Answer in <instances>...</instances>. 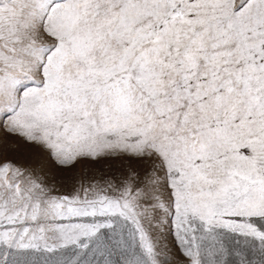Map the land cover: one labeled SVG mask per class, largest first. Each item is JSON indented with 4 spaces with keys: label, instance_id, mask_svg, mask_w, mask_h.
Returning a JSON list of instances; mask_svg holds the SVG:
<instances>
[{
    "label": "snow or ice",
    "instance_id": "1",
    "mask_svg": "<svg viewBox=\"0 0 264 264\" xmlns=\"http://www.w3.org/2000/svg\"><path fill=\"white\" fill-rule=\"evenodd\" d=\"M0 264H264V0H0Z\"/></svg>",
    "mask_w": 264,
    "mask_h": 264
}]
</instances>
